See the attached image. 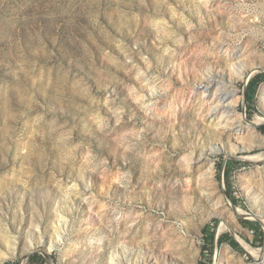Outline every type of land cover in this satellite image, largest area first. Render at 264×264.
Returning a JSON list of instances; mask_svg holds the SVG:
<instances>
[{
  "label": "rangeland",
  "instance_id": "rangeland-1",
  "mask_svg": "<svg viewBox=\"0 0 264 264\" xmlns=\"http://www.w3.org/2000/svg\"><path fill=\"white\" fill-rule=\"evenodd\" d=\"M209 70L241 122L207 123L191 90ZM257 74L264 0H0V264H109L123 247L147 264H264Z\"/></svg>",
  "mask_w": 264,
  "mask_h": 264
},
{
  "label": "bare ground",
  "instance_id": "bare-ground-1",
  "mask_svg": "<svg viewBox=\"0 0 264 264\" xmlns=\"http://www.w3.org/2000/svg\"><path fill=\"white\" fill-rule=\"evenodd\" d=\"M229 58L232 59V62L228 65L232 79L237 81L241 80L247 72L248 68H246L241 57L236 53H233ZM258 70L259 68H254L252 69V72L255 73ZM212 75L213 73L210 70L207 71L203 76L204 81L206 82L204 87H201L199 89L192 88L191 95L192 97H199L201 95V98L206 103L207 107L209 108V117L207 116V123L210 126L216 128H219L220 125H222V128H226L227 126L230 127V125H232L233 123V120L239 117L234 108V103L235 101H237V96L235 92L229 89L223 82L214 81ZM240 119L241 117L238 118V121H240ZM258 121L259 120H256L255 123H257ZM242 127L243 126H241L240 123L238 124V128L236 130L231 131V129L229 128L228 130L223 129V131H226L228 133H233V131H235V133L238 134L243 130ZM214 150L215 148H212L205 153L199 154V157L201 159H204L205 163L208 165L209 173H211L212 162H210L208 155L212 154ZM192 154L193 152L191 154L189 153L188 157L185 158L188 169L194 166ZM65 223L66 221L63 220V223L57 228V241H59V238L61 237V229L63 225H65ZM52 243H50L49 245L50 248L53 247ZM31 248H33L32 245ZM133 255L134 254H132V252L127 247H123L121 252H115L114 254H111L109 256V264H147L146 258L144 256L135 258Z\"/></svg>",
  "mask_w": 264,
  "mask_h": 264
},
{
  "label": "trees",
  "instance_id": "trees-1",
  "mask_svg": "<svg viewBox=\"0 0 264 264\" xmlns=\"http://www.w3.org/2000/svg\"><path fill=\"white\" fill-rule=\"evenodd\" d=\"M264 82V74H257L256 76H254L250 82L247 85V89H246V101L248 103H251L253 98L256 96V92L258 89V86L260 85V83ZM228 170V169H227ZM230 173V171H226V178L228 177V174ZM29 261L31 262L30 264H40L41 262L45 261L43 260V258L40 255H33L29 258ZM6 264H18V263H6Z\"/></svg>",
  "mask_w": 264,
  "mask_h": 264
},
{
  "label": "water",
  "instance_id": "water-1",
  "mask_svg": "<svg viewBox=\"0 0 264 264\" xmlns=\"http://www.w3.org/2000/svg\"><path fill=\"white\" fill-rule=\"evenodd\" d=\"M47 260H48V262H50L48 258H47Z\"/></svg>",
  "mask_w": 264,
  "mask_h": 264
}]
</instances>
